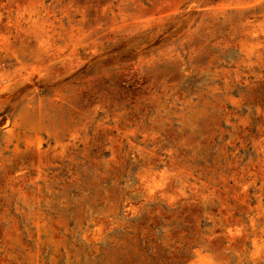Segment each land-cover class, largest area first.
Masks as SVG:
<instances>
[{
  "label": "rangeland",
  "instance_id": "374dc122",
  "mask_svg": "<svg viewBox=\"0 0 264 264\" xmlns=\"http://www.w3.org/2000/svg\"><path fill=\"white\" fill-rule=\"evenodd\" d=\"M0 264H264V0H0Z\"/></svg>",
  "mask_w": 264,
  "mask_h": 264
}]
</instances>
